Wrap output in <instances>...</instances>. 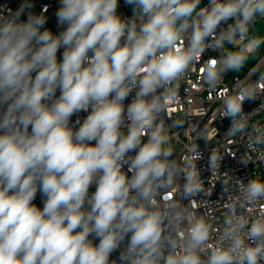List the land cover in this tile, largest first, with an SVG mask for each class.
Listing matches in <instances>:
<instances>
[{
  "label": "clouds",
  "instance_id": "obj_1",
  "mask_svg": "<svg viewBox=\"0 0 264 264\" xmlns=\"http://www.w3.org/2000/svg\"><path fill=\"white\" fill-rule=\"evenodd\" d=\"M258 21L264 0H0V264H264V180L238 178L222 230L182 203L202 165L253 158L191 144L178 161L171 134L207 93L228 144L264 146L245 110L264 100Z\"/></svg>",
  "mask_w": 264,
  "mask_h": 264
},
{
  "label": "built area",
  "instance_id": "obj_2",
  "mask_svg": "<svg viewBox=\"0 0 264 264\" xmlns=\"http://www.w3.org/2000/svg\"><path fill=\"white\" fill-rule=\"evenodd\" d=\"M127 11V10H125ZM254 33L264 35V21H258L254 26ZM264 58V54L254 64L256 69L264 70V65L260 64L259 61ZM241 74V79H243ZM254 78V77H253ZM225 84L231 86V76L226 77ZM128 101H126L127 103ZM184 110L187 113L185 117V125L180 129H173L172 135L174 139L172 141L175 148V156L179 161L181 155L186 152L187 146L191 144H199L201 150L207 147L208 151H218L220 154H224L227 150L235 152L237 157L240 156H251L254 163L248 168L238 169L235 162L229 159L227 161L226 172L217 169L215 173H208L206 165L200 167L201 179L204 183L205 192L195 198L194 206L188 202H182L184 207L188 208L189 212L196 213L203 216L210 222L214 228L222 230L224 218L228 214L226 205L237 202V198L241 196V192L238 186V178L243 179L244 183H247L249 178H256L264 180V159L258 158L261 153H264V146H256V151H252L248 144L247 134L240 135L231 138L234 143L228 144V139L224 136L223 130L218 129L215 125L209 121L210 115H215L216 124L219 123V114L215 112V109L219 105V101L212 102L207 100V93L186 94L184 98ZM264 103V100H257L256 103L246 105V111L250 113V127L248 132L252 131L251 125L264 126V108H261L259 112H252L257 105ZM180 116H184V113H180ZM227 122L225 121V124ZM214 132L218 131L219 134L213 139L208 145H205L204 141L199 139L200 133L205 127ZM182 184L183 181H178ZM221 184H225L229 187V191L223 196L221 195ZM261 203H264L262 201ZM250 211L239 208L237 205L238 213H244L245 215H254L257 209L248 206ZM219 233H213V240L218 239Z\"/></svg>",
  "mask_w": 264,
  "mask_h": 264
},
{
  "label": "rangeland",
  "instance_id": "obj_3",
  "mask_svg": "<svg viewBox=\"0 0 264 264\" xmlns=\"http://www.w3.org/2000/svg\"><path fill=\"white\" fill-rule=\"evenodd\" d=\"M260 35V34H258ZM264 54V45H262L261 47V52L260 53H257V56L252 58L250 61H249V67H251L252 65H254L260 58L261 56Z\"/></svg>",
  "mask_w": 264,
  "mask_h": 264
}]
</instances>
